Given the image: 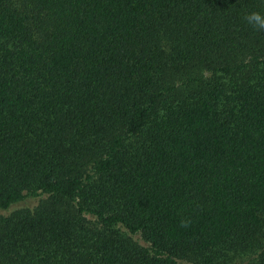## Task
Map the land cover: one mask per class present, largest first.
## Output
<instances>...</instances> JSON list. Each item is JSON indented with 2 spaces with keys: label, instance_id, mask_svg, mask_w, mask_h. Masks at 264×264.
<instances>
[{
  "label": "trees",
  "instance_id": "1",
  "mask_svg": "<svg viewBox=\"0 0 264 264\" xmlns=\"http://www.w3.org/2000/svg\"><path fill=\"white\" fill-rule=\"evenodd\" d=\"M252 12L0 0V264H264Z\"/></svg>",
  "mask_w": 264,
  "mask_h": 264
},
{
  "label": "clouds",
  "instance_id": "2",
  "mask_svg": "<svg viewBox=\"0 0 264 264\" xmlns=\"http://www.w3.org/2000/svg\"><path fill=\"white\" fill-rule=\"evenodd\" d=\"M245 20L257 31H264V14L252 12L245 16Z\"/></svg>",
  "mask_w": 264,
  "mask_h": 264
},
{
  "label": "rangeland",
  "instance_id": "3",
  "mask_svg": "<svg viewBox=\"0 0 264 264\" xmlns=\"http://www.w3.org/2000/svg\"><path fill=\"white\" fill-rule=\"evenodd\" d=\"M38 199L39 198H29V200H27L25 203H23L21 206H16L17 208L18 207H34L35 205H37L38 203ZM16 207H14L13 209H17ZM10 212V211H9ZM8 213V212H7ZM6 214V212H5ZM133 238L135 240H137L139 243L141 244H144L143 241L139 238L138 235H134ZM187 264H190V263H187Z\"/></svg>",
  "mask_w": 264,
  "mask_h": 264
}]
</instances>
